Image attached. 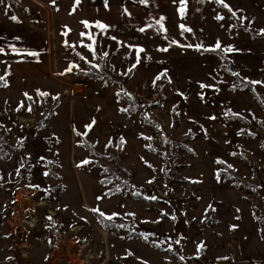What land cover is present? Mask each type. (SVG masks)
<instances>
[{"label":"rangeland","instance_id":"rangeland-1","mask_svg":"<svg viewBox=\"0 0 264 264\" xmlns=\"http://www.w3.org/2000/svg\"><path fill=\"white\" fill-rule=\"evenodd\" d=\"M224 2L0 0V264L264 255V0Z\"/></svg>","mask_w":264,"mask_h":264},{"label":"snow or ice","instance_id":"snow-or-ice-1","mask_svg":"<svg viewBox=\"0 0 264 264\" xmlns=\"http://www.w3.org/2000/svg\"><path fill=\"white\" fill-rule=\"evenodd\" d=\"M142 2H143V0H142ZM77 3H79V0H77ZM184 3H185V0H181V8H180L179 11H180L182 17H183V14H184V7H183ZM219 3H221L225 8H228V10H229L230 12H232L233 16L236 15V13L232 11L231 7H230L228 4H226V3L224 2V0H219ZM125 11H126V10H125ZM12 19L15 20L16 17H12ZM161 19H163V18H161ZM217 19H223V17L218 16ZM83 23H85V26L88 27V23H87V22H83ZM96 27L100 28L101 30H104V29H106L108 26H107V25H104V24H101V23L98 22L97 25H96ZM161 28H163V25H161ZM180 28H181L182 32H183V31H191V29L186 28L183 24L180 25ZM141 31H143V29H141ZM261 34L264 35V30H262ZM82 35H84V34L82 33ZM88 38H89L90 40H92L93 43H92V44H88V45H84V47L89 48V49L93 52V55H95V48L93 47V45H94V43H95V40H94V38H93L91 35H89ZM189 47H191V45H189ZM197 47H199V46H197ZM220 47H221V46H220L219 42H217L216 49H219ZM216 49H212V50L214 51V50H216ZM164 50L166 51L167 49H164ZM140 51H143V49H140ZM225 51L231 52V51H233V49H232L231 47H229V48L225 49ZM107 55H108V53L105 52V53H104V56H107ZM81 58L83 59V57H81ZM93 67H97V66H96V65H93ZM68 71H71V67L68 69ZM159 78H160V77H157V79H159ZM3 79H4L3 77H0V80H3ZM252 83H261V82L253 81ZM201 87L203 88V87H207V86H206V85H201ZM25 95H27V94H25ZM38 95H40V96L43 97V96H48L49 93L42 92V91H39V90H38ZM28 110L31 111V107H29ZM94 123H95V121H93L92 124H90V125H86V128H87L88 130H91V127L94 125ZM86 134H87V133H83V134H81V133L77 132V135H86ZM146 139H151V138H146ZM233 155H235V153H233ZM218 162L222 163V161H218ZM83 163H84V164H88V163H90V161L85 160V161H83ZM228 167H231V165H229ZM153 199H155V197H153ZM210 207H211V206H210ZM94 211L99 212V209H95ZM99 214H100L101 216H104V213H102V212H100ZM107 218H108V219H112L111 216H109V217H107ZM49 219H51V217H49ZM120 227H123V225H120ZM178 242H179V241H177V243H178ZM201 247H202V246H201ZM130 254H131V253H130ZM181 259H183V257H181Z\"/></svg>","mask_w":264,"mask_h":264},{"label":"crops","instance_id":"crops-1","mask_svg":"<svg viewBox=\"0 0 264 264\" xmlns=\"http://www.w3.org/2000/svg\"><path fill=\"white\" fill-rule=\"evenodd\" d=\"M197 264H264V255L234 250L226 258L214 259L212 261H201Z\"/></svg>","mask_w":264,"mask_h":264},{"label":"water","instance_id":"water-1","mask_svg":"<svg viewBox=\"0 0 264 264\" xmlns=\"http://www.w3.org/2000/svg\"><path fill=\"white\" fill-rule=\"evenodd\" d=\"M229 70L231 73H234L235 72V68L233 66V63H230L229 64ZM175 231H176V235L178 237H184L186 235V232H185V225L182 224V223H178L176 225V228H175Z\"/></svg>","mask_w":264,"mask_h":264},{"label":"built area","instance_id":"built-area-1","mask_svg":"<svg viewBox=\"0 0 264 264\" xmlns=\"http://www.w3.org/2000/svg\"><path fill=\"white\" fill-rule=\"evenodd\" d=\"M40 205H41V202L37 203V206H40ZM24 219H25L26 224L30 225V227H33L34 223L36 222V220H34L33 218V214L31 211H29L28 215H24Z\"/></svg>","mask_w":264,"mask_h":264}]
</instances>
